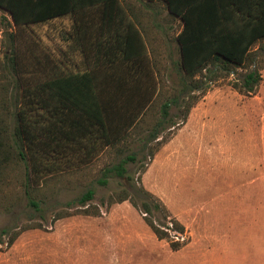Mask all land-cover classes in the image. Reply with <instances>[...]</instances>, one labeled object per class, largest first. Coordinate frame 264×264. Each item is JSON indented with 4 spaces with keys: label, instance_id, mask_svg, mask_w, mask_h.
Here are the masks:
<instances>
[{
    "label": "rangeland",
    "instance_id": "obj_1",
    "mask_svg": "<svg viewBox=\"0 0 264 264\" xmlns=\"http://www.w3.org/2000/svg\"><path fill=\"white\" fill-rule=\"evenodd\" d=\"M140 6L141 10L136 12L144 14L147 26L164 39L165 67L157 99L119 145L107 148L87 166L54 174L28 187L30 196L39 202L38 210L28 205L21 161L11 158L1 164L0 229L57 225L74 219L71 216L83 218L84 209L91 213L119 211L121 214L115 215L113 225L123 226L132 240L139 237V242L131 247L137 251L134 256L154 261L163 258L171 248L166 240H158L144 223V203L150 206L149 218L156 225L168 229L174 228L173 221L182 225L181 234L169 231L170 238L178 240L181 248L191 240L186 230V224L191 222V206L206 195L260 197V204L264 205V43L254 48V64L249 62L243 68L234 69L232 75L216 72L202 90L192 93L185 88L177 68L174 38L180 24L173 22L160 4ZM46 29L47 23L16 30L8 13L0 10V130L7 136L14 124L12 112L17 93L8 59L15 52L24 58L26 50L34 48L38 41L45 45ZM252 71L258 74V80L248 90L243 85L246 75ZM174 98H178V104H170L167 116L162 117L163 105ZM175 136V147L168 153L180 154L176 160L178 168L165 169L167 175L177 176L174 181L158 174L160 166L156 165L155 157ZM131 156L135 161L127 160ZM199 161V166L193 169L191 162ZM121 162H125V173L119 176L113 167ZM87 190H93V199L82 207L80 198ZM124 191L131 195L130 200L109 204L112 197L116 200ZM263 214L260 216L264 217ZM245 226L235 228L241 230ZM248 230L238 238L229 235L224 240L243 243L257 240L264 263V231L261 228L251 236ZM14 234H0V240L9 241Z\"/></svg>",
    "mask_w": 264,
    "mask_h": 264
},
{
    "label": "trees",
    "instance_id": "obj_2",
    "mask_svg": "<svg viewBox=\"0 0 264 264\" xmlns=\"http://www.w3.org/2000/svg\"><path fill=\"white\" fill-rule=\"evenodd\" d=\"M148 1L161 4L168 17L181 26L174 38L179 53L178 72L185 88L192 93L203 88L216 72L232 75V70L255 63L254 48L264 43V0ZM97 5L107 9L117 7L121 12L118 16H124L127 36L122 55L124 65H142L146 61L149 64L142 37L121 9L119 0H0V10L8 13L16 30L67 15L76 19V13ZM25 53L22 59L16 52L8 59L17 93L11 134L7 136L0 130V165L11 158L21 161L28 205L38 210L39 202L30 196L28 187L54 174L87 166L105 149L121 143L139 124L136 119L154 102L156 88L155 84L150 85L147 103L139 101L136 107H131L130 103L136 101L132 94L140 92L127 87L130 77L124 68L116 74L114 68L106 73L94 67L76 71L73 58L61 60L52 56L41 41ZM107 60L110 59L106 55L104 61ZM149 72L152 73L150 68ZM257 80L258 74L252 71L246 75L243 86L250 90ZM172 103L177 105L178 98L163 105V117ZM127 160L135 161L132 156ZM124 165L121 162L113 167L117 175L125 173ZM93 195V190H87L80 198L81 206L90 202ZM130 197L124 191L116 200L112 197L109 204L122 203ZM82 211L84 215L91 213L87 209ZM96 211L93 214L99 213ZM142 213L158 240H166L172 251L181 248L178 240L170 238L169 231L181 234L182 225L177 221L171 223L173 229L156 225L149 218L152 211L147 203L143 204Z\"/></svg>",
    "mask_w": 264,
    "mask_h": 264
},
{
    "label": "crops",
    "instance_id": "obj_3",
    "mask_svg": "<svg viewBox=\"0 0 264 264\" xmlns=\"http://www.w3.org/2000/svg\"><path fill=\"white\" fill-rule=\"evenodd\" d=\"M143 1L119 0V5L137 27L145 44L149 64L147 61L142 65L128 64L130 69L124 65L126 62L122 55L126 49V21L124 16H118L121 12L117 7L107 9L97 5L82 9V12L76 13V19L67 15L47 22L45 46L52 56L61 60L73 58L76 71L94 67L106 73L114 68L116 74L124 68L130 77L127 87L140 92L139 95L132 94V99L136 101L130 103L131 107H136L139 101L147 103L151 84H155L156 100L165 67L164 39H160L147 26L144 14L137 13L142 4L158 3ZM106 55L110 60L104 61ZM97 57L99 60H96ZM198 108H193L191 115ZM145 115L141 114L136 122L140 123ZM174 139L176 136L160 148L155 157L156 165L160 166L158 174L173 180L177 176L167 175L165 169H173L179 163L176 160H179L180 154L176 156L168 153L175 147ZM199 163L191 162V166L195 169ZM260 201V197L243 195H206L197 205L191 206V222L186 224L191 240L178 251H166L163 258H155L154 261L134 256L137 251L131 247L133 243L139 242V237L135 236L132 240L124 232L123 226L113 225L116 222L115 215L121 214L119 211L90 213L83 218L71 216L74 219L42 228H3L0 229L1 235L15 234L9 241L0 240V264H264L257 240L246 243L224 240L229 235L232 238L240 237L245 229H249L251 236L256 235L261 228L264 231V217L260 216L264 213V205ZM236 225L246 226L238 230Z\"/></svg>",
    "mask_w": 264,
    "mask_h": 264
}]
</instances>
